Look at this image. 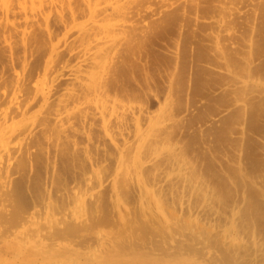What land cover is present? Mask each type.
Wrapping results in <instances>:
<instances>
[{
    "label": "rangeland",
    "instance_id": "374dc122",
    "mask_svg": "<svg viewBox=\"0 0 264 264\" xmlns=\"http://www.w3.org/2000/svg\"><path fill=\"white\" fill-rule=\"evenodd\" d=\"M119 1L106 126L79 99L56 115L67 90L90 85L73 71H97L82 49L98 32L90 8L110 20L113 6L0 0V135L13 134L9 161L0 150V264H264V0ZM153 133L163 150L142 145ZM172 146L196 193L176 181Z\"/></svg>",
    "mask_w": 264,
    "mask_h": 264
},
{
    "label": "bare ground",
    "instance_id": "6f19581e",
    "mask_svg": "<svg viewBox=\"0 0 264 264\" xmlns=\"http://www.w3.org/2000/svg\"><path fill=\"white\" fill-rule=\"evenodd\" d=\"M98 1V3H97V5L99 4V3H101L102 2V5H103V2H106V3H109V5L111 4L112 6H113V18L112 19H110V20H106V19H100V17L102 18L103 17V14H104V11H101V12H99L98 10L99 9H97V7L96 8H94V10H93V8L91 9L90 8V16H91V23H92V25H91V23H90V27H95V28H97V30H98V32H95V35L93 36V37H91V35H87V34H89V33H86V32H84V31H81L80 32V34H86L87 36V38L85 37V39H89V42L88 41H86V42H88L87 44H88V46H86V48H83L82 47V49H84L83 51H84V55L86 56V57H90L91 58V56H94V55H96V59H94L93 58V60H95L94 61V63H93V65H95L94 67H96L97 68V71H94V72H88V71H83L81 68H78V69H76V70H74L73 71V73H75V75H77V76H79V77H83L84 75H87L86 77L89 79V81L87 82H85V83H87L88 85H89V82H90V85L86 88V89H83L84 91H85V97L83 96V97H80V95H79V93H77L76 92V90H78L79 88L78 87H76V90L75 89H69V90H67V95L65 96V98H63V100L61 101V105H60V109H59V111H58V113H57V115H56V120L57 121H62V119L65 117V116H68L69 114H70V108H71V105H72V103H73V106L74 107H76V105H75V103H74V101L76 100V99H79L80 100V103H79V105L80 106H77V107H85V106H88L91 102L95 105V107H96V109L100 112V114H101V117H103V119H104V122H105V124H106V126H107V121L105 120V118L107 117L106 116V113H107V111L110 109H114L115 110V107H116V105H117V101H113L106 93H104L103 91H102V84H103V82H101V77H102V73H104L105 71V68L107 67V63H110L109 61L110 60H108V55H107V50L108 49H111V48H113L115 45H117L116 43H117V41H118V35H119V32H120V30H121V28H122V25H121V22H119V18H120V16L122 15V10L120 9V8H116V4L118 3V2H120L119 0H97ZM105 3V4H106ZM120 4V3H119ZM108 5V4H107ZM120 7V6H119ZM109 11H112V9L111 10H109ZM107 14V13H106ZM108 16H109V14H108ZM107 16V17H108ZM105 18H106V16H105ZM122 19V18H121ZM123 25H125V24H123ZM87 28H89V25L88 26H86ZM125 27V26H124ZM82 28H84V26L82 27ZM92 28V29H93ZM18 29V28H17ZM86 30V29H85ZM91 31V30H90ZM90 31H88V32H90ZM96 31V30H95ZM124 31V30H123ZM49 33V32H48ZM96 33H98V34H96ZM123 33V32H122ZM90 34H91V32H90ZM49 35H50V33H49ZM77 35H78V33H77ZM93 35V34H92ZM120 36H122V35H120ZM67 38V37H66ZM84 39V40H85ZM64 40V39H63ZM8 41V40H7ZM71 41V40H70ZM82 41V40H81ZM65 42V41H64ZM85 42V41H84ZM84 42L82 41V43L84 44ZM74 43V42H73ZM73 43H71L72 45H73ZM81 43V42H80ZM119 43V42H118ZM7 44V43H6ZM68 44V43H67ZM83 44H82V46H83ZM62 45V44H61ZM69 45H70V43H69ZM84 45H86V44H84ZM63 46V45H62ZM71 46V45H70ZM85 47V46H84ZM63 48H64V46H63ZM55 49H57V48H55ZM54 49V50H55ZM9 50V49H8ZM16 50V49H15ZM59 49H57V51H58ZM111 52V51H110ZM54 53H55V51H54ZM53 53V54H54ZM81 54H83V52L81 53ZM112 55V54H111ZM55 56H56V54H55ZM55 56H54V59H55ZM95 57V56H94ZM109 58H110V56H109ZM84 59V58H83ZM55 62V61H54ZM62 64V63H61ZM51 65V64H50ZM109 65V64H108ZM90 66H91V64H90ZM88 67V66H87ZM62 68H64V67H62ZM108 68H109V66H108ZM61 69V68H60ZM72 69V68H71ZM70 69V70H71ZM90 69V68H89ZM93 69V68H92ZM88 70V69H87ZM19 72V71H18ZM18 72H16V71H14V73L16 74V76H17V78L18 79H21V75H20V72L18 73ZM49 72V74L48 73H46L47 75H49V76H52L51 74H52V72L51 71H48ZM51 72V73H50ZM71 73V72H70ZM69 73V74H70ZM105 73H107V71L105 72ZM105 73L103 74V75H105ZM45 74V75H46ZM15 76V75H14ZM48 76V77H49ZM47 77V78H48ZM55 77V76H54ZM45 79H44V81L43 82H40L38 85V87H39V89H45L46 87V84H47V86H49L50 85V83H49V85H48V83H47V81L46 80H48V79H46V77H44ZM50 78V77H49ZM53 78V77H52ZM102 78H104V77H102ZM82 79V78H81ZM105 79V78H104ZM103 79V80H104ZM50 80H51V78H50ZM49 80V81H50ZM54 80H57L56 78H54ZM79 80V79H78ZM83 80H85V79H83ZM50 82H52V81H50ZM57 82V81H56ZM44 83H45V86H44ZM81 83V82H80ZM102 83V84H101ZM252 83V82H251ZM55 84V82L53 83V85ZM255 84V83H254ZM253 84V85H254ZM79 85V84H78ZM251 85V84H250ZM256 85V84H255ZM55 86V85H54ZM68 86V85H67ZM75 86V85H74ZM73 86V87H74ZM85 86V85H84ZM35 87V86H34ZM43 87H45V88H43ZM81 87V86H80ZM2 88V87H1ZM48 88V87H47ZM78 88V89H77ZM85 88V87H84ZM23 89V88H22ZM51 89V88H50ZM53 89V88H52ZM82 89V88H81ZM1 90V89H0ZM49 90V89H48ZM3 91V90H2ZM5 92V91H4ZM45 92V91H44ZM51 92H52V90H51ZM50 92V93H51ZM53 92H54V90H53ZM45 95V94H44ZM82 95H84V92H83V94H81V96ZM20 96L21 95H19L18 93H15L13 96H12V103H13V105H19L20 106V101H21V98H20ZM50 96V95H49ZM48 96V98H50ZM3 97V96H2ZM64 97V96H63ZM44 98V97H43ZM83 98V99H82ZM7 100V99H6ZM78 100V101H79ZM47 101V100H46ZM119 106V105H118ZM118 106H117V108H118ZM126 107H128V105L126 106ZM80 108V109H81ZM123 108V107H122ZM11 109V108H10ZM20 109H22V108H20ZM26 109V108H25ZM74 109V108H73ZM79 109V108H78ZM79 109V110H80ZM126 109V108H125ZM3 109L1 108L0 109V117H3V116H5V117H8V112H3L2 111ZM76 110V109H75ZM131 110V109H130ZM141 110V109H140ZM5 111V110H4ZM24 111V110H23ZM126 111V110H125ZM73 112V111H72ZM130 112V111H129ZM12 113V112H11ZM29 114V113H28ZM109 115V114H108ZM28 116V115H27ZM112 117H114V116H112ZM110 118V117H109ZM7 119V118H6ZM0 121H2L1 119H0ZM9 124V123H8ZM4 125V124H3ZM164 125V124H163ZM12 126V125H11ZM15 126V125H14ZM13 126V127H14ZM43 127V126H42ZM59 127V126H58ZM58 127H57V129H58ZM158 129H162V127L161 128H158ZM158 129H156V130H154V132L155 131H157ZM8 130V129H7ZM6 130V131H7ZM56 130V129H55ZM165 130V129H164ZM159 131H161V130H159ZM1 132V131H0ZM5 132V131H4ZM3 132V133H4ZM17 133H19V132H17ZM149 133V132H148ZM156 133H158V132H156ZM20 134H22V133H20ZM50 134V133H49ZM17 135V134H16ZM155 135H157V134H155ZM18 136H20V135H18ZM16 137V136H15ZM21 137H23V135L21 136ZM20 137V138H21ZM13 138V134H1L0 135V150H1V152H2V157H4V158H10V150H11V148H9L8 147V143H10V140ZM59 138V137H58ZM157 138V137H156ZM155 137H154V133H153V135L151 134H144L143 136H142V145H144V144H146V145H149L150 147H153V149H154V145H156V146H159L160 144H161V146L163 145V147H160L162 150H163V148H165L167 145L165 144V142L164 141H162L161 143H158L157 144V139H156ZM18 139V138H17ZM57 139V138H56ZM160 139V138H159ZM12 141H14V140H12ZM20 141V140H19ZM18 141V142H19ZM15 142V141H14ZM13 144V143H12ZM17 144V143H16ZM164 144L166 145L165 147H164ZM145 146V145H144ZM170 146V145H169ZM143 147V146H142ZM141 147V148H142ZM146 147V149H147V146H145ZM173 147L174 146H172V149H170L169 147V149H170V151L168 150V153H166L167 155L169 154V166H170V168H171V171L172 172H174V174L176 173L177 174V178H176V181L177 182H179L180 184H182V185H184L185 187H188V188H190V191H192V192H194V193H196L198 190V187L200 186V183H199V185L197 186V182H195L194 180V178H193V176H192V174H191V166L189 167V165L182 159V157L180 158V156H178L177 155V152H176V150H175V148L173 149ZM159 148V147H158ZM168 148H166V149H168ZM16 149V148H15ZM14 149V150H15ZM149 149V148H148ZM16 150H18V149H16ZM143 150H145V148L143 147V149L141 150V152L143 151ZM178 150V149H177ZM13 151V150H12ZM161 151V150H160ZM16 152V151H15ZM15 152H13V153H15ZM161 153H162V151H161ZM12 154V153H11ZM137 154V153H136ZM160 154V153H159ZM163 154V153H162ZM165 156V155H164ZM13 157H14V154H13ZM6 159V160H7ZM11 159H14V158H11ZM136 159H137V161H136ZM135 159V163H134V166H135V168H136V166H137V168L138 167H140L141 166V163H140V159L139 158H136ZM8 161H9V159H8ZM13 163V161H10V163ZM2 163V162H1ZM6 164H7V162H5ZM5 164V165H6ZM3 165V164H2ZM2 165H1V167H2ZM14 165V164H13ZM4 166V165H3ZM13 167V166H12ZM137 168H136V170H137ZM142 169V168H141ZM173 174V175H174ZM92 176H94V175H92ZM174 177H175V175H174ZM92 179V178H91ZM91 179L89 178L88 179V182H89V184H90V182H91ZM196 180H197V178H196ZM198 181V180H197ZM93 182V181H92ZM199 182V181H198ZM201 186H202V184H201ZM204 188V187H203ZM201 189V187H199V190ZM204 189H206V188H204ZM77 190H78V188H77ZM79 191H80V189H79ZM148 191V190H147ZM82 192V191H81ZM73 194H74V196H75V206L77 205V206H80V204H82L81 203V201H82V197L83 196H85V195H82V194H84V192L83 193H78V192H73ZM92 196V195H91ZM208 196V195H207ZM93 197V196H92ZM203 200L205 201L206 199H204L203 198ZM85 201V200H84ZM203 202V201H202ZM235 206V205H234ZM238 206V205H237ZM81 207V206H80ZM78 208V209H81V208ZM236 207V206H235ZM234 207V208H235ZM82 209L84 210V207H82ZM233 209V208H232ZM236 209H237V207H236ZM240 208L238 207V212L240 211L239 210ZM229 211V208H228V210H227V212ZM230 211H231V209H230ZM229 211V212H230ZM234 211L235 210H233V213H234ZM228 212V213H229ZM77 214H80V213H77ZM235 214V213H234ZM233 214V215H234ZM238 214V213H237ZM236 214V215H237ZM78 216V215H77ZM40 217V216H39ZM235 217V216H234ZM39 219H41V218H39ZM67 219H68V216H67ZM37 220V219H36ZM232 220V219H231ZM38 221V220H37ZM234 222V221H233ZM38 223V222H37ZM55 224V221H54V223H52V225H54ZM238 231V230H237ZM42 234V233H41ZM241 234V233H240ZM99 235V234H98ZM238 235V234H237ZM236 236V235H235ZM239 236V235H238ZM237 236V237H238ZM244 236H245V234H244ZM252 236V235H251ZM101 237V236H100ZM240 237V240H241V238L243 237L242 235L241 236H239ZM247 237V236H246ZM235 238V237H234ZM245 238V237H244ZM243 238V239H244ZM251 238V237H250ZM231 240H234L233 238L231 239ZM239 240V241H240ZM245 240V239H244ZM243 240V241H244ZM247 240H248V237H247V239L245 240L246 242H247ZM255 240H256V238H255ZM254 240V241H255ZM235 241H237L236 240V238H235ZM234 241V242H235ZM242 241V240H241ZM242 241V242H243ZM244 241V242H245ZM249 241V240H248ZM233 242V241H232ZM233 242V243H234ZM246 242L244 243V245L246 244ZM250 242V241H249ZM236 243V242H235ZM20 256V255H19ZM19 263V262H18ZM61 263V262H60Z\"/></svg>",
    "mask_w": 264,
    "mask_h": 264
}]
</instances>
